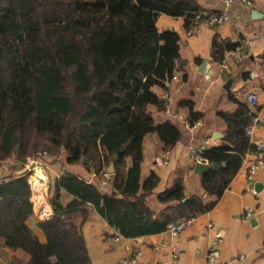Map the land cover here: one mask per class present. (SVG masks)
Listing matches in <instances>:
<instances>
[{
	"label": "trees",
	"instance_id": "16d2710c",
	"mask_svg": "<svg viewBox=\"0 0 264 264\" xmlns=\"http://www.w3.org/2000/svg\"><path fill=\"white\" fill-rule=\"evenodd\" d=\"M200 10L194 0H0V160L16 155L24 166L42 150L56 158L66 153L67 164L82 163L99 178L69 170L55 178L54 213L39 222L46 241L27 223L34 212L29 171L0 179V246L20 253L10 264H94L83 230L91 206L126 238L165 232L215 207L256 146L246 129L259 107L232 94L236 109L217 110L227 122L222 143L200 150L207 162L223 163L201 179L215 198L187 195L180 175L158 194V211L148 197L159 176L152 172L143 191L140 182L145 136L158 133L165 149L182 138L179 125L157 122L150 108L165 110L153 87L169 89L187 64L180 33L160 30L158 18L184 17L188 27ZM232 47L216 34L214 62L222 64ZM181 105L192 123L205 115L193 100ZM64 191L72 195L66 204Z\"/></svg>",
	"mask_w": 264,
	"mask_h": 264
},
{
	"label": "crops",
	"instance_id": "0c3cea01",
	"mask_svg": "<svg viewBox=\"0 0 264 264\" xmlns=\"http://www.w3.org/2000/svg\"><path fill=\"white\" fill-rule=\"evenodd\" d=\"M201 8L209 11L227 10L231 21L217 26L200 22L188 33L184 17H173L161 14L158 18L160 30L174 28L182 38V57L187 60L183 70L177 72L169 89L155 85L153 89L162 96L170 92L169 101L174 114L187 116L189 110L181 105L182 100H193L197 111L205 112L202 124L192 129L174 114L160 111L154 105L153 110L157 122L172 120L182 129L181 140L172 148L168 164H162L165 152L164 143L158 133H149L144 138V160L142 162L140 182L155 172L159 176L157 186L148 197L149 205L161 210L164 206L158 200V194L173 184L174 178L183 176L185 193L199 194L206 200L215 198L208 195L202 187V177L194 170L195 162L191 155L193 148L219 145L222 138L214 139V134H224L227 122L217 114L218 109L235 110L237 104L230 95L246 100V96L256 92L260 96L258 105L249 104L259 109L263 117L262 125L257 129L256 137L264 141V0H252L251 6L241 0L227 5L225 0H194ZM219 34L233 47L226 50L224 63L216 64L211 57L212 40ZM262 158L264 160V151ZM44 167L49 173V190L32 191L34 212L27 223L42 241L46 236L39 222L51 217L54 213L50 204L54 180L65 170L81 175L89 181L99 178L82 163L67 164L66 153L61 157L44 155ZM259 153H248L241 168L232 179L230 186L219 198L215 207L196 217L177 240L180 246V259L177 264H210L208 253L214 249L217 260L213 264H264V163L258 164ZM256 164L253 179H249V168ZM27 169L15 157L0 160V179L20 174ZM257 183L262 186L257 189ZM112 190V186L107 188ZM72 195L63 192L61 200L67 203ZM251 208L253 214L246 221L244 216ZM254 220V221H253ZM84 235L94 264H168L171 246L174 239L165 231L159 234L144 235L135 238L116 236L120 233L108 221L100 216L93 206L90 207L89 218L83 225ZM221 237L218 238L217 235ZM8 252L0 256V263L10 264L16 254L10 249L0 246ZM141 251V255H137ZM3 252V251H2ZM245 255L240 259V255ZM21 256V255H20ZM28 257V256H26ZM136 257V262L130 259Z\"/></svg>",
	"mask_w": 264,
	"mask_h": 264
},
{
	"label": "built area",
	"instance_id": "2783aa9c",
	"mask_svg": "<svg viewBox=\"0 0 264 264\" xmlns=\"http://www.w3.org/2000/svg\"><path fill=\"white\" fill-rule=\"evenodd\" d=\"M227 5L232 4L235 0H225ZM242 2H244L246 5L251 6L253 4L252 0H241ZM207 22L210 25H220L223 23H227L231 21V16L229 14V12L227 10H222V11H209V10H200L196 13V15L193 17L192 19V23L190 26H188V33L192 34L194 31V27L200 23V22ZM222 66H226V64L223 62ZM176 77V75L174 76V78ZM162 98L165 99V112H167L169 115L170 114H174L172 111V104L169 101L170 98V92L169 91H165L162 94ZM246 101L249 104L252 105H258L260 103V96L258 93L253 92L250 93L246 96ZM178 119H180L184 125L187 128H194L196 126H199L202 124V120L198 119L195 122H191L187 116H185L184 114L181 113H176L174 114ZM263 123V117L261 115V113H257L252 117L251 123L247 126L246 132L247 135L250 138V141L252 143H255V149L253 150H248V152L246 153V155L244 156L243 162L244 160H246V157L248 155V153H250L251 151H256L259 153V159H258V164H263L264 160L262 158V154L264 151V141L258 139L256 137V133H257V129L262 125ZM171 152H172V148L166 149L163 157L161 159V163L162 164H168L169 160H170V156H171ZM44 155H48L47 151H42L39 152L35 157H33L31 159V162L29 161L27 163V169L26 171H29V175H28V180L31 183V186L35 191H37L38 189H46L48 190L49 187V177L46 173L45 170H42V163H41V159ZM191 155L193 157V160L195 163L197 162H204V163H209L205 160V158L201 155L200 153V149L198 148H193L191 151ZM257 165L256 164H252L249 168V179H253V175L255 173ZM38 170L44 171V175L40 176L38 173ZM111 177V172L109 170H105L102 173V186H105L109 183V178ZM253 214V211L251 208L248 209V211L245 213V220L248 221L251 218V215ZM196 219V217H187L175 222H172L169 224V227L167 229V232L171 235V237L174 239V243L171 246V252H170V260L168 264H177L179 259H180V246L177 243L178 238L180 237L181 233L189 226L191 225L194 220ZM218 238H220L221 236L218 234L217 235ZM121 234L116 236L117 240H120L121 238ZM142 252L138 251L137 255H141ZM246 256L245 255H240L239 258L242 260L244 259ZM217 260V253L214 249H212L209 253H208V261L210 264L215 263V261ZM136 262V257L130 259V262ZM226 264H231L230 261H228Z\"/></svg>",
	"mask_w": 264,
	"mask_h": 264
},
{
	"label": "water",
	"instance_id": "95a60500",
	"mask_svg": "<svg viewBox=\"0 0 264 264\" xmlns=\"http://www.w3.org/2000/svg\"><path fill=\"white\" fill-rule=\"evenodd\" d=\"M223 136H224L223 134H220L219 132H216L214 134V139L222 138ZM18 148H19V145H17L16 149H18ZM222 166H223V163L197 162V163H195L194 170L196 172H198L200 174V176L202 177L204 175L205 171H207L208 169H220ZM109 171L111 173L114 172V164L113 163L110 164ZM260 186H262V185L260 183H257V189L260 188ZM68 210H71V209H68ZM66 211L67 210H63L61 212V214L63 215L64 213H66Z\"/></svg>",
	"mask_w": 264,
	"mask_h": 264
},
{
	"label": "rangeland",
	"instance_id": "374dc122",
	"mask_svg": "<svg viewBox=\"0 0 264 264\" xmlns=\"http://www.w3.org/2000/svg\"><path fill=\"white\" fill-rule=\"evenodd\" d=\"M18 149H19V148H18ZM18 149H17V150H18ZM42 151H47V150H42ZM64 151H65V150H64ZM39 152H41V151H39ZM39 152H38V153H39ZM38 153H37V154H38ZM47 153H48V151H47ZM37 154H35V155H33V156H30L29 159H28V161H27V163H28L29 161L31 162V159H32L33 157H35ZM15 156H16V155H14L13 157H15ZM13 157H12V158H13ZM60 157H61V155L59 156V158H60ZM30 158H31V159H30ZM40 161H41V163H42V165H41V166H42V167H41L42 170H45L46 173H47V175H48L49 173L47 172V170H46L45 167H44V157H42V159H41ZM40 172H41V170H38V173H40ZM49 176H50V175H48V177H49ZM49 181H50V180H49ZM49 186H50V185H49ZM49 188H50V187H48V190H49ZM32 191H34L33 188H32ZM35 192H36V191H35ZM2 251H3V252H2ZM5 253L7 254L8 252H6V250H4V249H2V248L0 247V256H2V255L5 254ZM0 264H3V263H0Z\"/></svg>",
	"mask_w": 264,
	"mask_h": 264
},
{
	"label": "bare ground",
	"instance_id": "6f19581e",
	"mask_svg": "<svg viewBox=\"0 0 264 264\" xmlns=\"http://www.w3.org/2000/svg\"><path fill=\"white\" fill-rule=\"evenodd\" d=\"M39 175H40V176L44 175V171H41V172L39 173Z\"/></svg>",
	"mask_w": 264,
	"mask_h": 264
}]
</instances>
